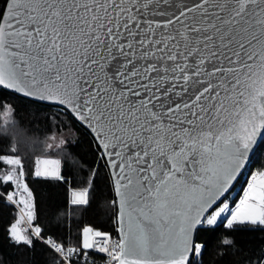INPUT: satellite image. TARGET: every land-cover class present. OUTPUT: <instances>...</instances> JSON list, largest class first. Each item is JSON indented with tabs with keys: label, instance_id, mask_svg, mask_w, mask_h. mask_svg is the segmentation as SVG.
Returning <instances> with one entry per match:
<instances>
[{
	"label": "snow or ice",
	"instance_id": "1",
	"mask_svg": "<svg viewBox=\"0 0 264 264\" xmlns=\"http://www.w3.org/2000/svg\"><path fill=\"white\" fill-rule=\"evenodd\" d=\"M0 89L72 117L97 153L75 180L55 158L57 135L34 159L0 153L18 208L11 245L40 241L54 264H88L92 251L108 264H193L205 224L264 231V172L234 209L221 200L264 137V0H0ZM100 162L118 240L93 226L45 236L25 177L67 185L74 215L90 206ZM243 264H264V248Z\"/></svg>",
	"mask_w": 264,
	"mask_h": 264
},
{
	"label": "trees",
	"instance_id": "2",
	"mask_svg": "<svg viewBox=\"0 0 264 264\" xmlns=\"http://www.w3.org/2000/svg\"><path fill=\"white\" fill-rule=\"evenodd\" d=\"M52 135L60 136L66 141L63 153L55 156H67L63 169L66 176L78 179L77 174L81 168H93L97 165L92 136L72 117L59 112L54 106L29 101L0 89V153H8L12 147H17L22 155L27 154L34 159L33 154H41ZM0 168L7 169V166L0 165ZM259 172H264V137L251 157L246 172L225 199L234 194L231 200L234 205L241 197L243 186L250 176ZM82 174L87 175V172ZM105 176L106 169L103 162H100L90 206H80L74 215L70 211L72 206L67 203V185L57 186L26 176L25 183L33 191L36 204L37 220L34 223L43 227L45 236L55 235L57 239L67 238L69 235L74 238L83 226H93L116 236L115 220L105 207V202L112 199L110 190L105 187ZM13 189L15 188L10 183L0 181L1 192ZM17 213L16 208L0 198V264H54V254L40 241L29 250L10 244L6 229L14 222ZM225 224L226 221L214 226L204 225L196 231L195 238L204 247L202 257L193 258V264H243L250 252L264 248V231H232ZM225 238L232 239L235 247L225 250L222 245Z\"/></svg>",
	"mask_w": 264,
	"mask_h": 264
},
{
	"label": "water",
	"instance_id": "3",
	"mask_svg": "<svg viewBox=\"0 0 264 264\" xmlns=\"http://www.w3.org/2000/svg\"><path fill=\"white\" fill-rule=\"evenodd\" d=\"M3 90H5V91H7V92H10V93H12V94H15V95H17V96H19V97H21V98L27 99V100H29V101H33V102H37V103H40V104H44V105L52 106V105H51L49 102H47V101H40L39 99H36V98L25 97V96H23L22 94L15 93V92H13V91H11V90H6V89H3ZM77 123H78V122H77ZM78 124H79V123H78ZM79 125H80V124H79ZM83 128H84V129L90 134L89 130H88L86 127H83ZM262 139H263V137L258 138L257 143L254 145V148H253V150H252L251 153H250L249 159L245 161L244 169L241 171V173H239V174L237 175V178H236V179L232 182V184L229 186L228 191H227V192L224 194V196L221 198L222 201H223V200H224V199H225V198H226V197L232 192L233 188L235 187L236 183L238 182V180L240 179V177L242 176V174L246 172V170H247V168H248V165H249V163H250L251 157L253 156L254 152H255L256 149L258 148V146H259V144H260V142H261ZM195 235H196V233H195ZM117 236H118V238H119V234H118V232H117Z\"/></svg>",
	"mask_w": 264,
	"mask_h": 264
},
{
	"label": "built area",
	"instance_id": "4",
	"mask_svg": "<svg viewBox=\"0 0 264 264\" xmlns=\"http://www.w3.org/2000/svg\"><path fill=\"white\" fill-rule=\"evenodd\" d=\"M14 190L15 189L9 190V191H14ZM9 191H7L6 193L0 191V193H3L4 194L3 196H0V198L6 204H8V202L6 200V194ZM11 206H13L14 208H16V210L18 211V208L15 205H11ZM205 226H208V225L205 224ZM112 239H113V241H116V240H118V236L117 235L116 236H112ZM88 264H108V257H107V255L105 253H99V252L92 251L91 256L89 257Z\"/></svg>",
	"mask_w": 264,
	"mask_h": 264
},
{
	"label": "rangeland",
	"instance_id": "5",
	"mask_svg": "<svg viewBox=\"0 0 264 264\" xmlns=\"http://www.w3.org/2000/svg\"><path fill=\"white\" fill-rule=\"evenodd\" d=\"M57 138L60 139V138H62V137L57 136ZM256 174H257V173H254V174H252V175L250 176V178H249L248 182L246 183V185L243 186L241 197L236 201V203H235L234 205L231 204V200H232V197L234 196V194H232V195L230 196V198H228V199H224L223 203H228V204L230 205V207L234 209L235 206L240 202V200L243 199L244 191L247 189V186H248V184L251 182L252 177H253L254 175H256ZM221 206H222V204H221Z\"/></svg>",
	"mask_w": 264,
	"mask_h": 264
}]
</instances>
